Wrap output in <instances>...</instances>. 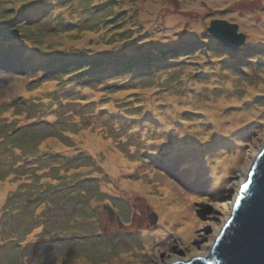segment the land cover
Listing matches in <instances>:
<instances>
[{"label": "rangeland", "instance_id": "1", "mask_svg": "<svg viewBox=\"0 0 264 264\" xmlns=\"http://www.w3.org/2000/svg\"><path fill=\"white\" fill-rule=\"evenodd\" d=\"M263 143L264 0H0V264L209 253Z\"/></svg>", "mask_w": 264, "mask_h": 264}, {"label": "water", "instance_id": "2", "mask_svg": "<svg viewBox=\"0 0 264 264\" xmlns=\"http://www.w3.org/2000/svg\"><path fill=\"white\" fill-rule=\"evenodd\" d=\"M207 31L214 36L230 37L226 47L237 48L245 40V33L238 32V24L224 19H213ZM246 182L249 187L243 189ZM156 219L152 212L153 226ZM167 264H264V143L254 155L247 181L241 184V192L235 197L209 253Z\"/></svg>", "mask_w": 264, "mask_h": 264}, {"label": "snow or ice", "instance_id": "3", "mask_svg": "<svg viewBox=\"0 0 264 264\" xmlns=\"http://www.w3.org/2000/svg\"><path fill=\"white\" fill-rule=\"evenodd\" d=\"M205 35H207V33H205ZM229 39H230V37H228L226 35L225 36H210L209 41H208L206 46L211 47V48H215V49L223 50V46L228 42ZM245 179L247 181V176L245 177ZM248 187H249L248 182H246L242 185L243 189H248ZM205 230H207V228ZM196 242L199 243V240H197ZM193 255H195V254H193Z\"/></svg>", "mask_w": 264, "mask_h": 264}, {"label": "trees", "instance_id": "4", "mask_svg": "<svg viewBox=\"0 0 264 264\" xmlns=\"http://www.w3.org/2000/svg\"><path fill=\"white\" fill-rule=\"evenodd\" d=\"M119 5H117V7H118ZM113 15V14H112ZM111 18V17H110ZM6 23H8V22H6ZM6 23H4V24H6ZM22 24H24V25H26L27 24V22H25V21H22L20 24H18L17 25V27H14V30L12 29V27L10 26L9 28H7V29H11L10 31H8V32H5L6 34H8V33H11V32H17L23 25ZM28 25V24H27ZM62 60V59H61ZM143 67H146V70L147 69H149V70H151V69H154L155 67H156V63L154 64V65H149V64H143ZM88 70H90V69H84L83 70V72L84 71H88ZM195 114H199L198 112H195ZM181 153V151H177L176 152V154H180ZM163 163V162H162ZM165 163V162H164ZM188 176H189V179L187 180V182L188 183H190V182H192V183H195L197 180H192V178L190 177V174H189V172H188Z\"/></svg>", "mask_w": 264, "mask_h": 264}, {"label": "bare ground", "instance_id": "5", "mask_svg": "<svg viewBox=\"0 0 264 264\" xmlns=\"http://www.w3.org/2000/svg\"><path fill=\"white\" fill-rule=\"evenodd\" d=\"M217 116V114H214V117H216ZM114 159V163L112 162V160ZM116 160L118 161V162H121L122 161V158L121 157H119V155L118 154H115V156L114 157H112V159H111V164H112V166L114 167V168H116L117 166H118V163L116 162ZM247 171H248V169L247 170H244V172H242V174H240L241 176H243V181L245 180V176H246V173H247ZM242 182V181H241ZM213 241V240H212ZM178 260H180L179 258H178Z\"/></svg>", "mask_w": 264, "mask_h": 264}, {"label": "flooded vegetation", "instance_id": "6", "mask_svg": "<svg viewBox=\"0 0 264 264\" xmlns=\"http://www.w3.org/2000/svg\"><path fill=\"white\" fill-rule=\"evenodd\" d=\"M144 217H145V214L143 215V219H144Z\"/></svg>", "mask_w": 264, "mask_h": 264}]
</instances>
